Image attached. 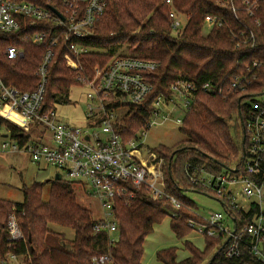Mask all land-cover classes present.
Masks as SVG:
<instances>
[{
    "label": "trees",
    "instance_id": "obj_1",
    "mask_svg": "<svg viewBox=\"0 0 264 264\" xmlns=\"http://www.w3.org/2000/svg\"><path fill=\"white\" fill-rule=\"evenodd\" d=\"M27 1L43 5L50 2L52 7L58 5L57 0ZM217 1L171 0L168 4L165 0H106L104 12L94 23L92 34L86 39H76L94 49L78 58L85 77L91 74V67L96 62L105 63L114 55L158 62L155 70L144 74L151 89L142 102L131 103L125 94L120 93L102 99L106 110L116 112L114 126L123 139L136 137L138 132L146 129L151 102L157 96L169 99L173 94L171 86L177 80L191 81L197 87L192 105L184 111L178 126L185 138L170 147L159 148L157 145L148 148L163 158L164 190L179 201L180 206L173 208L164 199H150L144 187L133 190L132 198L116 201L113 205L118 239L110 244L106 231L94 230L96 219L90 209L78 202L73 182L53 176L46 198L42 194L44 183L34 182L22 188L20 203L0 199V253L7 248L4 242L6 217L11 212L18 217L25 237L15 250L29 254L32 264H92L91 259L100 254H108L110 264H142L145 237L167 216V210L175 213L171 214L169 224L177 238L188 233L189 219L201 221L194 201L184 191L208 192L204 187L195 186L190 175L201 169L218 173L240 156L244 135L239 104L241 95L229 85L233 77L244 73L245 66L253 59L264 60V0H251L254 2V16L261 21V26L256 29L243 0H231L234 11L230 7L220 9ZM172 8L185 17L182 28L175 33L169 16ZM207 14L223 18L226 24L203 31ZM40 29L39 24L30 28L34 31ZM242 29L246 32L252 29L256 33L254 50L234 47L231 32ZM8 44L20 47L22 55L15 59L6 58ZM49 47L46 42H29L23 33L0 32L2 81L24 91L37 88L40 81L37 71ZM52 51L46 66L43 94L48 108L54 106L56 97L66 103L71 86L80 85L78 71L66 66L67 59L74 58L72 52L63 44L53 47ZM206 81L221 91L202 90L200 84ZM6 113L10 118L0 115V135L7 132L11 139L21 143L33 138L30 131L20 126L24 121L16 114ZM28 125L38 131L36 124ZM50 225L63 230L52 229ZM204 239L203 248L185 240L184 247L189 254L183 259H177L176 247L158 250L156 258L163 264H261L247 253L237 258H222L221 238Z\"/></svg>",
    "mask_w": 264,
    "mask_h": 264
},
{
    "label": "built area",
    "instance_id": "obj_2",
    "mask_svg": "<svg viewBox=\"0 0 264 264\" xmlns=\"http://www.w3.org/2000/svg\"><path fill=\"white\" fill-rule=\"evenodd\" d=\"M52 7L27 0H0V32L23 33L33 43H47L37 73L40 81L31 91L6 85L0 78V115L10 118L6 112L16 114L26 125L36 124L37 135L24 142L11 139L7 132L0 135L1 152H20L42 168L51 167L61 177L91 189L99 198L103 216L94 223L95 231H106L107 241L113 244L118 239L113 205L134 196L133 190L144 187L150 199H164L178 208L180 202L164 190L162 157L142 146L140 131L136 137L123 139L116 131V112L106 110L102 99L110 94H125L131 103H140L151 89L144 74L155 70L158 62L138 57L114 55L105 63L96 62L91 74L81 73L79 56L94 50L76 39L88 37L94 23L103 14L106 0H57ZM171 4V0H165ZM230 3V4H229ZM245 10L251 16L254 27L261 21L254 16V2L243 0ZM220 9L236 10L231 0H218ZM54 8L55 11L52 10ZM172 30L178 32L185 21L173 8L169 12ZM185 18V17H184ZM40 30H30L35 25ZM225 20L214 14L205 15L202 30L209 31L214 25L221 26ZM234 47L255 49L256 33L250 29L231 32ZM63 44L74 58L67 59L66 66L78 71L77 81L86 88V127L68 124L58 119L55 105L62 103L56 97L52 107H45L44 86L46 66L52 57V48ZM5 56L15 59L22 49L8 44ZM264 60L253 59L245 66L243 74L236 75L229 88L241 95V122L244 132L240 156L218 173L201 169L190 175L195 186L204 187L207 195L217 199L221 208L200 216L201 221L189 219L192 231L207 237H220L223 241L222 258L248 256L264 264ZM205 91L220 92L221 88L210 82L200 84ZM197 87L188 80H177L172 86L169 99L157 96L151 102V115L146 127L167 120L173 110L189 109ZM181 102V105H180ZM98 119V120H97ZM97 120V121H96ZM182 118H177L181 123ZM17 124V122H15ZM18 125V124H17ZM25 124H21L22 126ZM172 215H175L171 211ZM4 242L7 246L0 253V264H32L29 254L15 250L24 233L14 212L8 214ZM92 264H110L108 254L94 256Z\"/></svg>",
    "mask_w": 264,
    "mask_h": 264
},
{
    "label": "rangeland",
    "instance_id": "obj_3",
    "mask_svg": "<svg viewBox=\"0 0 264 264\" xmlns=\"http://www.w3.org/2000/svg\"><path fill=\"white\" fill-rule=\"evenodd\" d=\"M183 19H185L183 17ZM86 88L84 85L71 86L69 90V100L66 103H58L55 105V112L58 119L68 124L86 127ZM181 105V102H180ZM124 110V109H123ZM122 113V111L120 110ZM184 110L174 109L167 120L159 124H152L142 130L140 139L144 149L166 146L170 147L176 142L182 141L185 137L179 130L177 118H182ZM25 131H30L32 135L37 134V128H32L24 123ZM150 151V149H148ZM147 151V152H148ZM55 174V170L51 167L42 168L33 163L27 154L20 152H1L0 151V199L13 202L22 201V188L30 186L34 182L44 183L42 194L46 198L48 194V184ZM49 179V181H47ZM78 202L90 209L94 219L103 216V210L100 205L99 198L96 197L91 189L84 188L79 184L73 183ZM184 194L191 198L196 205V213L200 216H206L208 212L218 211L221 208L220 202L202 192L184 191ZM159 223L155 224L152 232H150L144 240V252L142 256V264H163L157 260L155 253L163 248L176 247V257L178 260L188 256V251L184 247V241L191 242L198 248L204 247V238L200 233L188 229V233L182 238H177L170 228L171 212ZM50 228L62 231L63 229L50 225Z\"/></svg>",
    "mask_w": 264,
    "mask_h": 264
},
{
    "label": "water",
    "instance_id": "obj_4",
    "mask_svg": "<svg viewBox=\"0 0 264 264\" xmlns=\"http://www.w3.org/2000/svg\"><path fill=\"white\" fill-rule=\"evenodd\" d=\"M52 10L55 11L54 8H52ZM54 177H55V178H58V177H60V174H59V173H55V174H54ZM47 181H49V179H48Z\"/></svg>",
    "mask_w": 264,
    "mask_h": 264
},
{
    "label": "crops",
    "instance_id": "obj_5",
    "mask_svg": "<svg viewBox=\"0 0 264 264\" xmlns=\"http://www.w3.org/2000/svg\"><path fill=\"white\" fill-rule=\"evenodd\" d=\"M37 135V134H36Z\"/></svg>",
    "mask_w": 264,
    "mask_h": 264
}]
</instances>
